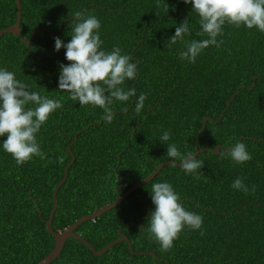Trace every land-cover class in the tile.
Returning a JSON list of instances; mask_svg holds the SVG:
<instances>
[{
  "label": "trees",
  "instance_id": "16d2710c",
  "mask_svg": "<svg viewBox=\"0 0 264 264\" xmlns=\"http://www.w3.org/2000/svg\"><path fill=\"white\" fill-rule=\"evenodd\" d=\"M21 6V35L0 38V66L62 107L37 136L45 159L17 166L0 151V264H37L55 247L47 220L72 159L69 146L76 159L58 191L55 231L114 202L170 160L167 144L175 143L181 154L194 153L206 117L212 120L199 148L243 142L251 160L236 165L229 148L206 150L196 156L202 162L199 178L185 175L181 166H165L118 206L75 230L97 250L123 233L134 252L123 241L95 255L70 237L50 264H264V33L226 24L217 38L222 45L210 46L189 64L179 59L183 44L169 45L168 38L185 18L191 27L186 39L207 37L197 35L199 17L182 0H21ZM77 12L100 20L104 50L120 47L137 63V78L125 88L146 94L139 113L136 97L114 101L108 122L102 109L80 107L58 89L59 66L68 62L63 48L54 50V38L71 39ZM17 15L16 0H0V30ZM165 130L170 139L162 144ZM237 178L248 193L231 187ZM165 181L187 210L203 217L202 229L185 228L168 252L147 231L151 186Z\"/></svg>",
  "mask_w": 264,
  "mask_h": 264
},
{
  "label": "clouds",
  "instance_id": "9594fccd",
  "mask_svg": "<svg viewBox=\"0 0 264 264\" xmlns=\"http://www.w3.org/2000/svg\"><path fill=\"white\" fill-rule=\"evenodd\" d=\"M191 6V12L199 17L198 36L205 39H191V27L187 18L175 28L168 38L169 45L183 44L179 59L195 64L197 58L210 46L219 48L223 41L217 38L223 35L224 26L236 28L244 26L264 33V0H182ZM75 23L71 28V39L65 43L54 38V50H65L66 64L59 66L58 89L67 92L68 98L80 107L93 106L103 110L107 121L113 119L114 101L126 102L136 97L134 109L139 113L145 107L146 94L138 96L134 88H125L126 81L137 78V63L120 47L104 50L101 39V22L94 15L75 13ZM31 105V107L29 106ZM59 99L49 98L17 79L15 71L0 66V151L10 154L17 166H23L34 157L45 159L38 142V133L50 116L61 109ZM170 139L165 130L159 141L165 144ZM167 156L171 161H181L185 175L199 178L202 162L194 153L181 154L175 143L167 144ZM234 164L243 165L251 160L243 142L235 143L230 149ZM231 187L236 191L249 192L242 178L233 181ZM255 189L253 188L252 191ZM151 202L154 208L147 221L150 239L155 240L162 252L174 247V241L185 229L199 231L203 226V217L187 210L181 203L180 194L171 183L158 182L151 186Z\"/></svg>",
  "mask_w": 264,
  "mask_h": 264
},
{
  "label": "water",
  "instance_id": "95a60500",
  "mask_svg": "<svg viewBox=\"0 0 264 264\" xmlns=\"http://www.w3.org/2000/svg\"><path fill=\"white\" fill-rule=\"evenodd\" d=\"M16 4L18 7V15H17V20L14 24L5 27L3 29L0 30V38L6 34V33H12V34H16V35H21V20H22V6H21V0H16ZM27 44L30 41H26ZM234 99V97L232 98ZM231 100L228 101V105L230 104ZM224 115V113L222 114V116ZM212 120L211 117H206L204 120V124L202 129L200 130L198 136H197V142L199 143L200 141V137L201 134L204 132L206 126H207V121ZM78 135V134H77ZM75 139H77V136L75 137ZM197 143V147H196V151L194 152L195 156H198L199 154L205 152L206 150H210L216 153H219L220 150L222 148H233L232 146H223L221 144H218L216 146V149L210 148V147H205V148H199ZM68 150L71 152L72 154V159L71 161L68 163L67 167L65 168V174L63 179L59 182V184L57 185L55 191H54V207L51 211L50 217L47 220V228L48 231L54 236L55 238V247L53 248V250L46 255L42 260H40L37 264H50L56 257H58V255L62 252L63 247L65 245V242L68 238L70 237H75L77 239H79L80 241L84 242L85 244H87L91 250L93 251V253L95 255H102L105 252L109 251L115 244H118L120 242L123 241H127L130 244V249L132 252H134L133 250V246L132 243L130 241V239L128 238L127 235L120 233V236L118 239L114 240L113 242H111L109 245H107L106 247H104L101 250H97L88 240H86L85 238H83L80 234L76 233L75 230L83 223L89 221V220H95L96 218H99L100 216H102L104 213H106L107 211L115 208L116 206H118L123 200H125L134 190H136L138 187L148 183L150 180H152L165 166L167 165H177V166H181V161H171V160H167L164 161L162 164H160L150 175H148L146 178L142 179L141 181L137 182L136 184H134L133 186H131L124 194H120L118 196V198L104 206L103 208L92 212L90 214H86L84 216H82L81 218L77 219L73 224H71L70 226H68L67 228H65L64 230L61 231H55L53 228V219H54V215L57 211V207H58V191L61 188V186L63 185V183L66 181L67 177H68V171L69 168L71 167V165L75 162L76 156L73 153V151L71 150V147H68Z\"/></svg>",
  "mask_w": 264,
  "mask_h": 264
}]
</instances>
